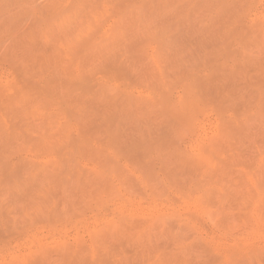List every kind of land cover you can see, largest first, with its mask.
Here are the masks:
<instances>
[{
	"label": "rangeland",
	"instance_id": "obj_1",
	"mask_svg": "<svg viewBox=\"0 0 264 264\" xmlns=\"http://www.w3.org/2000/svg\"><path fill=\"white\" fill-rule=\"evenodd\" d=\"M190 1L0 0V264H264V0Z\"/></svg>",
	"mask_w": 264,
	"mask_h": 264
},
{
	"label": "bare ground",
	"instance_id": "obj_2",
	"mask_svg": "<svg viewBox=\"0 0 264 264\" xmlns=\"http://www.w3.org/2000/svg\"><path fill=\"white\" fill-rule=\"evenodd\" d=\"M84 0H75L76 6L82 4ZM191 0L190 2H192ZM77 14H74L76 16ZM132 33V32H131ZM130 36V35H129ZM132 40H129V45L131 47ZM113 43H107L106 45L100 46L99 44L95 47L91 48L90 45H74L70 44L66 46L67 61L62 63L57 58V50L58 46L54 45H46V44H37L31 43L27 46L26 50H28V56L31 57L36 63H38L41 67L47 66L50 69V77L49 79L55 83L56 86L67 85L75 82L76 80H84L81 77H78L79 71V62L82 58L92 57V56H103L104 59L113 60V56H116L117 51L120 49L119 47L113 46L108 47V45ZM51 50V52H49ZM11 126L0 124V132L6 133L10 130ZM12 128V127H11ZM41 140H46L47 137H40ZM46 179H48L47 183L39 185L37 192L45 194L48 191L49 186L47 184L58 183L59 175L56 173H43ZM38 175H33L32 178L35 180ZM16 191V190H14ZM13 191V192H14Z\"/></svg>",
	"mask_w": 264,
	"mask_h": 264
}]
</instances>
